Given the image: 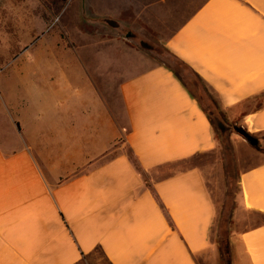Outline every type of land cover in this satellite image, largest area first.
Instances as JSON below:
<instances>
[{
  "label": "crops",
  "instance_id": "1",
  "mask_svg": "<svg viewBox=\"0 0 264 264\" xmlns=\"http://www.w3.org/2000/svg\"><path fill=\"white\" fill-rule=\"evenodd\" d=\"M165 48L232 117L264 92V0H204ZM15 64L0 71V264H197L214 219L205 173L162 172L215 139L171 69L114 79L101 61L44 78ZM237 114L247 134H264V103ZM237 187L238 209L264 216V161ZM234 220L240 259L264 264V221Z\"/></svg>",
  "mask_w": 264,
  "mask_h": 264
},
{
  "label": "rangeland",
  "instance_id": "2",
  "mask_svg": "<svg viewBox=\"0 0 264 264\" xmlns=\"http://www.w3.org/2000/svg\"><path fill=\"white\" fill-rule=\"evenodd\" d=\"M203 1L0 0V71L6 64L9 71L15 63L32 62L40 77L48 71L44 78H52L102 61L113 64L114 79H122L155 65L173 69L205 109L215 147L168 165L162 174L191 165L205 173L214 219L209 246L195 255L197 264H245L233 240L243 229L234 222V214L245 219L244 227L261 223L264 216L238 209L237 176L264 161V134L253 136L256 146L248 144L237 132V113L242 106L264 103V92L239 104L229 117L230 110L222 109L206 85L168 53L166 39ZM48 63L56 68H48ZM141 177L147 182L144 173Z\"/></svg>",
  "mask_w": 264,
  "mask_h": 264
},
{
  "label": "trees",
  "instance_id": "3",
  "mask_svg": "<svg viewBox=\"0 0 264 264\" xmlns=\"http://www.w3.org/2000/svg\"><path fill=\"white\" fill-rule=\"evenodd\" d=\"M170 69H171V68H170ZM171 71L173 72V74L175 75V77L178 78V76H177V74L175 73V71H174L173 69H171ZM178 79H179V78H178ZM183 85H184V84H183ZM207 118L209 119L208 116H207ZM209 123L211 124V121H210V120H209ZM256 145H257V141H256ZM256 145H255V146H256ZM128 157H129V160H130L131 164H132L133 167L135 168V170H136L137 172H139V173L142 175L143 172H142L141 168L139 167V165L137 164V161H136L135 157H134L132 154H129Z\"/></svg>",
  "mask_w": 264,
  "mask_h": 264
},
{
  "label": "water",
  "instance_id": "4",
  "mask_svg": "<svg viewBox=\"0 0 264 264\" xmlns=\"http://www.w3.org/2000/svg\"><path fill=\"white\" fill-rule=\"evenodd\" d=\"M237 132L243 137V139L250 145H256V139L251 135L247 134L242 128H238Z\"/></svg>",
  "mask_w": 264,
  "mask_h": 264
}]
</instances>
